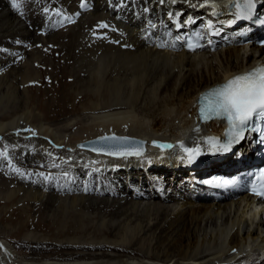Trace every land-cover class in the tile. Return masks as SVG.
Returning <instances> with one entry per match:
<instances>
[{
    "label": "bare ground",
    "instance_id": "obj_1",
    "mask_svg": "<svg viewBox=\"0 0 264 264\" xmlns=\"http://www.w3.org/2000/svg\"><path fill=\"white\" fill-rule=\"evenodd\" d=\"M13 1L0 0V67L3 51L11 52L12 64L21 57L32 32ZM254 1L261 11L264 2ZM79 2L67 0L55 13L60 21L77 19L63 38L78 48L70 75L78 86L70 92L75 101L87 100L80 118L64 121L76 112L68 94L43 109L55 124L44 123L32 94L20 93L37 77L28 79L30 69L16 65L0 71V138L13 160L10 165L0 155V264H264V220L252 199L200 201L195 181L239 154L254 157L248 136L224 162L201 157L226 127L200 124L196 111L203 92L254 68L264 48L233 43L188 53L171 43L202 23L231 36L233 0ZM160 34L166 44L157 43ZM61 41L63 56L70 45ZM67 55L62 59L69 62ZM108 135L143 141L145 150L79 148ZM188 140L195 143L190 149L200 150L193 159H164L181 155L179 142ZM169 146L173 150L162 152ZM12 248L23 251L21 257Z\"/></svg>",
    "mask_w": 264,
    "mask_h": 264
},
{
    "label": "rangeland",
    "instance_id": "obj_2",
    "mask_svg": "<svg viewBox=\"0 0 264 264\" xmlns=\"http://www.w3.org/2000/svg\"><path fill=\"white\" fill-rule=\"evenodd\" d=\"M59 1H60L59 5L57 3V0H14L13 1V9L16 12L15 14L19 18L23 19V21H25L28 26H30V28H31L30 32L31 31L32 32H31V36L28 38L29 43H27L25 46V48L27 47L26 48L27 50L23 51V53H21L19 55L22 58L17 57L19 59L14 62L15 64L14 63L12 64L11 58L13 55L11 54V52L5 51V53H4V51H3L4 55L2 56V61L4 62V65L0 67V71H2V72L9 70V69H12L16 66H19V68H21V71H24L25 68H28V69H30V71L28 73L27 78L31 79L33 77H37V81L33 82L34 83V84L32 83L33 85L27 84L26 86H23L20 93H21V96L23 98L25 97V99H28L29 94L30 95L32 94V96L34 97V104L32 101L31 105L36 110V113L44 118V123H46V124H51V123L55 124V122L52 120L53 116H50V117L45 116V112H44L45 108L48 107L49 105H52V104L53 105L58 104V100L61 98H65V95L69 94L70 99H69L68 103H69V105L75 104V107L74 106H72V107L75 108L76 112H74V114H69V116H67V117H63V118H66L64 121H66L68 119H74V121H75L77 118H80L79 113H80V108L82 106V103L87 102V100L82 99V97H80L78 100L75 101L73 99L74 95L72 94V92H70L74 88L72 86V84L75 87L78 86L74 82L75 79H72L70 77L71 72H73V69H74V60L77 59L76 58L77 55L75 56V54H78V48L76 46V49H75L74 44H72V42H71V39L68 38L69 40L66 41L67 38L66 37L63 38L64 35H67L70 32L71 25H68L67 27L63 26L64 23L70 22V21H68L67 19L65 20V22L60 21V18L57 17L58 14L55 13L56 10H58V11L62 10L61 5L62 6L65 5L67 0H59ZM69 1H72L74 3L75 1H78V0H75V1L69 0ZM85 1L86 0H81V2H79L77 4V6H80ZM234 1L235 0H233V2ZM256 1H258L260 3L264 2V0H256ZM233 2H232V5H230V7H229L231 14L235 13L234 9H235L236 5L234 6ZM8 7H10V6H8ZM8 7L6 6V8H8ZM90 9H92V8H90ZM90 9L89 10L87 9L86 12H89ZM69 12L72 13L73 11L70 10ZM155 23L156 22L153 21L151 24L153 29H157V26L154 27ZM72 25H75V24H72ZM199 25H201V24H199ZM59 35L62 37V39L64 41H66V43H68L70 45V48L65 47V48H68L65 53L70 55V56L67 55L69 62L62 59L66 54L62 56L63 52H62V49L60 48V45H59V48H57V46H58L57 42H59V43L62 42L61 41L62 39L60 37H58ZM54 37H56V38L54 39ZM223 37L224 36L220 37L219 39L222 40ZM169 39H171V37ZM51 41H53V42H51ZM219 49H220V47H219ZM74 52H75V54H74ZM34 55H36L38 57V60H39V57H41L43 59V61H42V59H40L41 61L36 63V64H34L32 62L30 65H27L24 61L28 60V59L31 60L32 56L34 58ZM8 58H9V61H8ZM14 58H15V56H14ZM6 61H7V63H6ZM10 61H11V63H10ZM50 63H52V64L50 65ZM52 67H53V71H52ZM49 73H50V75H49ZM72 75H73V73H72ZM44 76H46V77H44ZM31 89H34V91H31ZM71 112H73V109ZM4 140H5L4 138H0V155L5 156L6 159H4V160L7 163L10 162V165H12L13 160L9 159V154H8V150H7L8 148H5L6 145H4ZM179 144L180 145H178L179 146L178 148L182 149L183 151H184V148L189 147V149H190L191 147H195V146H191V145L195 144L194 140H193V142L189 141V140L184 141V142H179ZM181 145H183V147H181ZM40 147H42V145ZM1 148L2 149L4 148V150H2ZM23 149H24V147H23ZM170 149L173 150V147L170 146L169 150H168V148L167 149L163 148L162 152L171 151ZM183 151H180L181 155L175 154L171 157L164 156V159L169 161V160L173 159L175 156H178L180 158L183 157L184 159L189 158L188 153H185ZM142 156H144V155H142ZM221 156L222 155H219L218 147L212 148V150H208V152H205L203 155H201V157L207 158L209 161L216 160V159L220 158ZM112 157L113 158H125V157H114V156H112ZM132 157H141V156H132ZM70 164L71 163H68L69 166H70ZM24 186H26L27 189H34L33 188L34 186H31V185H28V186L24 185ZM42 187L43 186H41L39 188V190L41 189L42 192L45 193L44 187L43 188ZM13 188L14 187H12V189ZM6 195H8V192L4 193L3 196H6ZM3 208H4V205H2L0 207V210H2ZM5 225H7V224H5ZM12 249H14L12 251H14L13 253L16 254L15 256L21 257V255L19 253H22L23 251H20L16 248H12ZM0 260H1V257H0ZM20 260L21 259L18 258V261H20Z\"/></svg>",
    "mask_w": 264,
    "mask_h": 264
},
{
    "label": "snow or ice",
    "instance_id": "obj_3",
    "mask_svg": "<svg viewBox=\"0 0 264 264\" xmlns=\"http://www.w3.org/2000/svg\"><path fill=\"white\" fill-rule=\"evenodd\" d=\"M189 47L192 48L193 46L189 45ZM201 99L202 116L206 112H211L215 116L227 118L231 128L236 130L230 131L229 135L235 136L238 140L249 123L254 122V119L264 122V68L256 69L247 74L237 75L226 84L212 89ZM204 118L207 117L204 116ZM261 135L264 136V132ZM104 139L115 140L116 138L105 137ZM208 143L215 148L217 142L209 140ZM232 143L233 140L230 139L227 144L220 145V149L227 151ZM184 151L188 153L191 160L195 155L199 154L200 150L198 148H184ZM223 183L228 184L229 181L226 180ZM251 191L253 195L261 197L262 201H264V184H261L259 188L253 184Z\"/></svg>",
    "mask_w": 264,
    "mask_h": 264
},
{
    "label": "water",
    "instance_id": "obj_4",
    "mask_svg": "<svg viewBox=\"0 0 264 264\" xmlns=\"http://www.w3.org/2000/svg\"><path fill=\"white\" fill-rule=\"evenodd\" d=\"M108 137H115L116 139H108L105 140L104 138ZM79 148L81 149H88L94 152L99 153H106V154H112V153H120L124 151H135L142 149L145 150V143L143 141H140L138 139H133L130 137H119L115 135H108L103 137H98L96 139L89 140L87 142H84L80 144ZM134 149V150H133Z\"/></svg>",
    "mask_w": 264,
    "mask_h": 264
}]
</instances>
